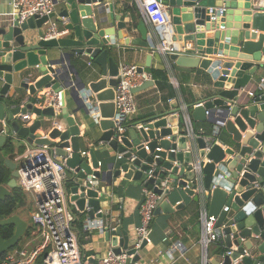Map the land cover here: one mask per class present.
Here are the masks:
<instances>
[{
    "label": "water",
    "instance_id": "water-1",
    "mask_svg": "<svg viewBox=\"0 0 264 264\" xmlns=\"http://www.w3.org/2000/svg\"><path fill=\"white\" fill-rule=\"evenodd\" d=\"M162 4L171 24L172 43L178 48L165 55L166 63L201 69L212 81L210 96L186 108L192 135L185 128L184 113L174 111L118 136L113 100L114 87L120 81L121 56L113 49L138 46L151 52L157 50L155 42L147 38L144 20L135 27L142 38L131 37L134 27L106 0H61V11L49 17L20 22L15 13L0 18V78L4 80L0 148L8 138L25 139L34 147L48 146L60 160L68 156L66 165L72 170L68 197L80 211L87 210L90 220L103 217L99 212L101 181L111 182L122 174L126 179L142 180L147 175L145 186L161 195L155 214L162 209L174 210L167 198L171 189L160 185L165 178L177 181L196 202L204 201L216 218L221 257L212 259L213 264H264V81L260 86L263 77H256L260 70L264 72L261 0H162ZM231 16H236L233 25ZM49 18L68 33L45 39ZM82 56H88L100 70ZM151 60L148 54L146 67L151 66ZM26 70H30V77H40L33 82L29 77L28 82L22 79ZM138 71L146 70L138 67ZM15 84L27 95L23 98L19 94V103L12 104L8 93ZM252 84L256 85L253 95L247 91ZM154 85L155 80L148 79L132 92L137 94ZM44 88L62 94L60 112L37 105ZM27 113L36 116L29 125L19 117ZM92 115L103 131L99 141L122 154L117 157L122 160L117 168L114 161L102 170L95 148L90 149L88 159L81 154L80 125ZM194 121L216 124L218 130L207 138L196 130ZM41 128L45 135L37 132ZM5 164L11 177L0 185V201L20 187L17 162L5 159ZM3 225H13L15 230L9 238L0 236V258L17 247L30 222L15 213L0 219V227ZM105 237L117 252L130 246L131 235L120 227L108 228ZM256 238L262 240L257 246ZM231 248L232 253L225 254ZM135 251L129 249L130 254ZM135 259L139 260V255Z\"/></svg>",
    "mask_w": 264,
    "mask_h": 264
},
{
    "label": "crops",
    "instance_id": "crops-1",
    "mask_svg": "<svg viewBox=\"0 0 264 264\" xmlns=\"http://www.w3.org/2000/svg\"><path fill=\"white\" fill-rule=\"evenodd\" d=\"M112 3L115 8V12L122 16V19L127 24L134 27L131 37L142 38V34L135 27L137 23H140L143 18L139 12L137 0H106ZM57 12L61 11V5L59 4L56 9ZM236 11V10H235ZM16 11L11 4V0H0V18H7L15 14ZM235 17L231 16V25L235 24ZM145 22V21H144ZM148 28L147 38L152 39L155 42L156 47L159 44L161 38H168L172 41V30L169 22L163 27L162 34L156 32L154 28L145 23ZM144 41H147L144 39ZM138 46H131L122 48L120 46L113 49V53L120 54V63H129L137 65L138 67H145L146 72H154L158 74L159 78L154 79L155 85L141 91L136 94V103L138 111L128 121H125L123 125L126 127L125 134L130 127L140 126L145 121H149L153 118L167 115L174 111L183 112L186 114V108L188 106L196 105L199 102H203L210 96V89L212 87V81L209 80V75L201 69H188L182 68L166 63V56L164 53L158 50L143 51ZM149 47V45H148ZM152 55L150 67H146L147 56ZM89 64H92L97 71L100 68L94 64V62L88 56H82ZM30 70H26L22 73V79L30 77L28 73ZM39 76H31V82L38 79ZM257 79L264 78V72L259 71ZM97 78V77H96ZM4 80L0 78V90ZM15 84L11 87L8 97H11V103L17 104L19 94L23 98L26 97L27 92L24 89H18ZM256 85L252 84L248 88V92H253ZM18 93V94H17ZM17 94V95H16ZM3 97H0L2 100ZM69 100V98H68ZM175 105L177 106L175 108ZM32 114V113H29ZM204 122L194 121L196 130L203 128ZM212 124L210 135L207 138L213 137L218 130L216 124ZM2 122L0 123V129L2 128ZM81 135V152L87 151L88 155L84 156L85 159L90 158V149L95 148L97 157L101 162V169L107 170L108 165L111 162H116V168L119 166L118 152L110 148L107 143L99 141V137L103 133L101 129L97 127L95 118L89 116L80 125ZM38 133L45 135V129L41 128L37 130ZM219 141V139H218ZM17 147L15 151L14 161L16 158H22L29 150L36 148L25 139L16 140ZM102 145V146H100ZM25 147L24 152H20V148ZM100 147V148H99ZM121 158V157H120ZM204 161H208L205 158ZM122 174L119 177H114L111 182H100V200L101 208L99 212L103 214L101 220L104 222L105 229L121 228L131 235L132 245L133 238L135 236L136 227L141 223V217L139 207L141 202L145 198L144 188L147 181V175L142 180L126 179ZM72 178V170H67V181ZM185 178V177H184ZM109 180V178H107ZM170 186V193L167 198L172 203L174 210L166 212L161 210L158 214H155L153 219L150 236L152 242L143 247L139 252L140 264H201L202 259V247L199 243L201 237V224H200V211L203 209L202 202H196L194 197L187 194L184 189L178 187L177 181L168 180ZM66 181V187L69 186V182ZM33 200V199H32ZM68 202L71 209L76 214V227L78 232L80 229L86 232L83 238V246H81V253L83 259L90 260L93 263H97V260L104 253V251L112 247L111 242L106 240L105 232L103 230H95L93 233L88 234L87 228L90 222V216L86 211H80L76 204L70 201ZM33 204V211H35V203ZM32 214L30 216L31 221ZM112 229V230H114ZM25 240V239H24ZM22 239V242L24 241ZM262 240L256 238L255 245L257 246ZM220 244H212L208 249V255L210 259L219 258L218 251ZM257 255H260L255 251Z\"/></svg>",
    "mask_w": 264,
    "mask_h": 264
},
{
    "label": "built area",
    "instance_id": "built-area-1",
    "mask_svg": "<svg viewBox=\"0 0 264 264\" xmlns=\"http://www.w3.org/2000/svg\"><path fill=\"white\" fill-rule=\"evenodd\" d=\"M60 2L61 0H11L16 13L20 16V22L33 17H49L56 12ZM137 4L143 20L151 25L156 32L161 33L168 22L162 0H137ZM261 5L264 8V0H261ZM47 23L45 39L59 38L68 33L67 29H60L57 21L53 18H49ZM177 49L176 44L168 38H161L157 46V50L164 55L176 52ZM119 78L118 85L114 87L115 98L113 101L116 105L115 121H117V131L120 137L126 131L123 123L138 111L136 94L132 92V89L141 85L145 80L154 78L150 72L140 73L137 65L129 63L120 64ZM26 81L30 82V79L26 78ZM263 81L264 78L259 83L260 86H263ZM250 94L253 95V92ZM38 98L41 101L37 105L51 106L56 113L62 110V94L60 92L44 88L39 92ZM184 115L185 128L192 135L193 127L190 118L187 113ZM19 117L27 125L36 119L33 113L20 114ZM199 133L204 134V129L200 128ZM66 150L71 151V148H66ZM81 154L86 156L88 152L83 151ZM120 157L122 154H119ZM17 158L18 183L25 193L32 196L36 208L32 213L29 234L25 235L23 238L25 240L19 246L9 250L0 258V264H140L135 257L144 245L152 242L150 229L158 201L161 198L160 194L148 187L144 188L145 198L139 207L141 223L136 227L132 245L127 249L121 247L119 252L115 248L109 247L100 256L97 263H93L82 257L80 234L76 227V214L68 202L66 187L68 156L62 157L60 160L48 146L39 145L29 150L24 157ZM99 165L101 167V162ZM160 187L170 188L166 180L162 181ZM202 203L203 209L200 211L199 218L201 264H213L212 259L209 258L208 249L212 244H219L220 231L215 226V216L210 215L204 201ZM109 229L114 228L109 227ZM95 230H103V233L107 230L101 218L90 220L87 228L88 234ZM131 248L136 250L135 253H129ZM233 250L231 248L225 254L230 255Z\"/></svg>",
    "mask_w": 264,
    "mask_h": 264
},
{
    "label": "trees",
    "instance_id": "trees-1",
    "mask_svg": "<svg viewBox=\"0 0 264 264\" xmlns=\"http://www.w3.org/2000/svg\"><path fill=\"white\" fill-rule=\"evenodd\" d=\"M150 73L152 74L154 79L159 78L158 74L156 75L152 71H150ZM202 124H204L203 126L204 135L209 136L211 134L210 129L212 127V124L209 122H204ZM224 140H225V136H224ZM16 147H17L16 140L12 138H8L6 142L3 144V146L0 148V154L3 157V158H0V185L6 184L11 177V170L5 164V159H12V160L14 159ZM24 150H25V147L20 148V152H24ZM25 194L26 193L20 187L13 188L11 196L7 197L5 200L0 201V219H3L12 214H15L20 209L24 208L27 202ZM14 230H15V227L13 225H3L0 227V236L4 238H9L10 236L13 235ZM28 234H29V230L27 231L26 235ZM79 234H80V245L83 246V241H84L83 238L85 237L86 232L82 228L80 229ZM20 243L17 246H19Z\"/></svg>",
    "mask_w": 264,
    "mask_h": 264
},
{
    "label": "rangeland",
    "instance_id": "rangeland-1",
    "mask_svg": "<svg viewBox=\"0 0 264 264\" xmlns=\"http://www.w3.org/2000/svg\"><path fill=\"white\" fill-rule=\"evenodd\" d=\"M25 195H26V199H27L26 205L24 208L20 209L17 213L29 221L30 216H31L32 211H33V204H32L33 200H32V196L29 195V193L28 194L26 193Z\"/></svg>",
    "mask_w": 264,
    "mask_h": 264
}]
</instances>
